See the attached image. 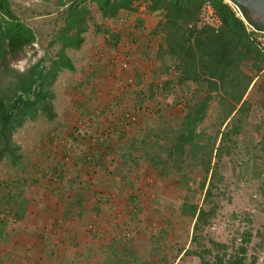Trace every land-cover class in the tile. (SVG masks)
Masks as SVG:
<instances>
[{"label":"trees","instance_id":"trees-1","mask_svg":"<svg viewBox=\"0 0 264 264\" xmlns=\"http://www.w3.org/2000/svg\"><path fill=\"white\" fill-rule=\"evenodd\" d=\"M42 1L47 4L52 0ZM55 1V6L30 7L29 11L19 14L20 18L12 0H0V162L5 160L11 167L22 162L21 147L13 140V133L26 121L39 114L50 121L56 117L53 86L62 71H74L65 51L79 49L84 42V34L93 20L90 5H94L99 17L109 24L137 13L140 8L144 16L159 13L160 19L151 32L158 36L159 43L155 50L150 49L154 53L148 52L146 59L168 71L172 68L175 80H166L160 86L152 82L147 88L149 94H143L144 90L140 89L137 98L140 102L144 95L148 100L157 95L168 98L171 92L178 90L180 95L176 98L182 102V110L173 114V119L162 121V127L156 130L152 140L134 139L114 150L120 151L115 162L121 166L128 162L140 165L142 160L157 178L169 175L175 178L178 188L184 191L180 214L192 224L190 242L187 248L178 249L166 244L160 234L149 236L148 244L132 238H116L108 248L115 264H156L157 261L164 264L175 261L177 264H264V226L256 231L258 242L249 248L253 239L250 230L240 234V242L232 237L224 243L214 239L216 230L210 227L225 196L222 182L227 172L223 171V164L234 163L237 136L246 128L253 110V99L249 95L264 86V41L255 40V35L246 30L244 22L235 17L224 0ZM206 7L218 21L217 26L202 21L201 14ZM52 10L56 11L52 24L64 38L62 45L51 51L48 60L40 59L25 73L6 67L9 57L37 41L36 31L27 20L52 16ZM137 21L141 25L144 17L138 16ZM95 26L97 32L105 35V43L112 49L117 48L121 32L111 31L108 25ZM141 81L138 78L136 85ZM214 102L213 118L209 110ZM158 105L157 115L162 111L160 100ZM207 119L211 121L209 131L203 128ZM76 135L78 141L83 137L78 131ZM149 136L151 134L147 138ZM105 143L97 142V145L106 146ZM82 156L84 161V154ZM55 173L60 177L57 170ZM22 184L18 179L3 184L6 187L0 185V212L5 210L8 216L14 213V217L23 215L25 206L18 188ZM9 200L15 209L8 208ZM74 203L82 206V197ZM85 212L80 208L77 215ZM136 212L130 215L137 216ZM143 245L149 246V250ZM139 252H145L144 258L136 257ZM259 252L263 253L262 258Z\"/></svg>","mask_w":264,"mask_h":264},{"label":"rangeland","instance_id":"rangeland-1","mask_svg":"<svg viewBox=\"0 0 264 264\" xmlns=\"http://www.w3.org/2000/svg\"><path fill=\"white\" fill-rule=\"evenodd\" d=\"M40 6L42 5L37 7ZM89 8L93 20L89 23V30L84 34V48L88 50L85 58L82 59L84 63L81 66L77 62L71 73L65 72L64 76L59 74L53 86V106L57 112V119L55 117L50 121L39 114L33 120L26 121L13 133V140L21 147L20 152H27V149H31L30 145L37 144L34 148H38L40 145H45L48 140L54 141L52 143L60 155L66 159L63 161L61 158L68 169L61 168L60 177L56 173L50 177H48L49 173H44L46 178L48 177V183L51 182L48 184L50 186L64 180L62 185L72 189L80 188L82 182L91 181L87 179L88 177H98L95 170L101 173L100 168L107 177L110 169L106 162L110 159L108 156L97 155V153L109 151L108 145L112 138H115V143L123 140V145L134 139L152 140L156 130L162 127V121L172 118L173 114L182 110V102L179 103L176 98L180 95L178 90L171 92L168 98L157 95L148 100V96L144 95L141 102L137 98L140 89L144 92L146 90L143 94H149L147 88L152 82L160 86L166 80H175L172 68L168 71L161 65L155 66L146 59L147 53L153 54L159 43L158 36L151 34L153 27L160 19L159 13L144 16L145 12L142 11L143 8H140L137 13L123 16L121 21L109 24V21L99 17L94 5H90ZM13 9L18 15L22 12L16 7ZM50 12H53L52 16L36 17L38 21L36 18L27 20V24L36 31V44L42 52L41 57L46 60L50 58L51 51L57 50L56 48H59L64 40L52 24L56 11ZM141 15L144 21L139 25L137 17ZM19 16L21 18V15ZM201 18L204 23L216 24L214 16L207 8L202 12ZM95 24L108 25L111 31L121 32L117 48L112 49L105 43V35L96 31ZM49 44L52 46L50 49ZM151 48L154 50L150 51ZM81 49H83L82 46ZM28 53L26 57V54L23 56L20 54L17 59L6 62V67H13L22 73L27 72L30 65L39 60L36 55L33 54V57L32 53L29 51ZM21 57H24V64L18 67L14 63ZM138 78L142 81L136 85ZM192 90L194 89L190 91ZM150 92L154 93L155 90ZM260 95H264V86L260 91L251 92L249 95L250 99H253V110L247 120L246 128L237 136V145L233 151L234 163L231 166L227 161L223 164V171L227 172L222 182L225 196L221 200L215 223L210 226L212 231L216 230L214 239L224 243L232 237H237V242H240V234L250 230L253 239L248 248L254 247L258 242L256 231L264 226V196L261 193H264L262 186L264 183V96ZM159 100L162 103V111L157 115ZM215 105L216 102L209 110L213 118ZM132 114L135 120L127 124L125 116ZM64 115L74 122L71 137L65 133V122L62 121L63 124H59V116L63 118ZM210 122V119H207L203 124L206 131H209ZM77 131L83 136L80 141H78L79 136L75 137ZM148 134H151L150 138H147ZM100 138L102 141H98ZM93 140L101 143L105 141L107 145H97V142ZM119 148L123 147H117ZM82 154L85 156V162ZM257 156L262 157L257 158ZM97 163L98 165L95 166ZM23 164L22 160L17 167H11L5 160L0 162V185H8L25 175L27 177L34 175L35 171L31 172L30 168H23L25 166ZM139 164L134 165L128 162L122 167L123 176L120 180L118 177H113L105 184L108 188H112V192L103 191L98 194L94 192L89 196L91 203L88 207L96 204L99 209V215L96 214L94 218L84 217L86 220L84 224L88 231H92L96 226L94 239L97 247L93 251V258L97 264H115L114 256L108 246L116 238H132L139 243L148 244L149 236L158 237L161 234L168 245L178 249L188 247L192 224H189L180 214L184 191L178 188L173 176L157 178L146 169L145 161L141 160ZM79 168L84 169L85 174L84 172L80 174ZM54 177L57 178V182L53 181ZM106 177L103 175L100 179L107 182ZM41 180L42 177L35 175L30 184L21 180L23 184L18 188L22 191L23 207L27 206V198L31 200L34 195L33 190L38 191V186L41 187L39 184L42 183ZM101 190L103 189H98V191ZM8 204V208L15 209L12 202ZM135 211L137 216L130 215V212ZM0 216L5 218L8 212L1 210ZM89 225L92 229H88ZM142 247L147 250L150 248L145 245ZM144 254L145 252L143 254L139 252L136 257L142 259ZM248 254L251 255L252 250L249 249ZM258 255L262 258L263 253L259 252ZM156 264L164 263L157 261ZM174 264H177V261Z\"/></svg>","mask_w":264,"mask_h":264},{"label":"crops","instance_id":"crops-1","mask_svg":"<svg viewBox=\"0 0 264 264\" xmlns=\"http://www.w3.org/2000/svg\"><path fill=\"white\" fill-rule=\"evenodd\" d=\"M12 3L17 5V8L22 11H29L30 7L33 9L42 7H37L38 5L55 6L56 1L52 0L45 4L42 0H12ZM28 20L30 21L31 19ZM84 45L85 39L81 45L83 49L80 46L79 49H66L65 51L75 67L77 62L81 66L84 63L82 59L85 58L86 51H88L84 48ZM28 51L32 53V56L33 54L36 55L39 60L43 59L40 55L42 52L35 43L23 52L9 57L7 62L17 59L20 54L21 56L26 54V57L29 54ZM23 61L24 57H21L14 64L21 67ZM11 68L14 69L13 67ZM65 72L71 73L64 70L60 75H66ZM58 120L59 124L65 122V133L71 137V128L74 122L66 115L63 118L59 116ZM75 137L78 138L77 135ZM114 139L112 138L109 142V151L104 150L101 153H97V155L108 156L110 159L106 162V165L110 169L108 176L106 177L103 169L100 168L101 173H99V170H95L98 177H88L87 179L91 181L85 180L86 182H82L80 188L74 189L62 185L64 184V180H61L57 185H48L51 182L49 181L48 183L47 178L54 174L55 170L59 173L58 169H68L63 164V161L66 159L56 150V147L52 143L54 141L48 140L46 144L43 143L45 145H40L38 148H34L37 144L30 145L31 149H27V152H21L24 156L22 160L25 166L23 168H30L31 172L35 171L34 175L36 177H42V183H39L41 187L38 186V191L33 190L34 195L31 197V200L27 198V206L22 216L14 217L13 213L11 216L0 218V264H97L93 258V251L97 247L96 240L94 239L96 226L92 231H88L84 224L86 222L84 217L94 218L96 214L99 215L97 206L88 207L91 203L89 196L93 195L94 192L97 194L99 192L103 193V191L105 193L112 192V188H108L105 184L113 177H118L120 180L123 176V166H118L115 162L120 155V151H114L118 150L117 147H124L122 144L123 140L115 143ZM104 169L106 168L104 167ZM79 170L81 171L80 174L84 172V169L79 168ZM44 173H49L50 175L46 178ZM34 175H30V177L25 175L23 176L24 179L22 177L20 179L30 184ZM103 175L106 177L107 182L100 179ZM97 188H102L103 190L98 191ZM78 197H82V206L74 203V200ZM80 208L86 210L81 216L77 215ZM99 222L101 223L100 220Z\"/></svg>","mask_w":264,"mask_h":264},{"label":"water","instance_id":"water-1","mask_svg":"<svg viewBox=\"0 0 264 264\" xmlns=\"http://www.w3.org/2000/svg\"><path fill=\"white\" fill-rule=\"evenodd\" d=\"M233 2L243 19L255 30L264 31V0H225Z\"/></svg>","mask_w":264,"mask_h":264},{"label":"built area","instance_id":"built-area-1","mask_svg":"<svg viewBox=\"0 0 264 264\" xmlns=\"http://www.w3.org/2000/svg\"><path fill=\"white\" fill-rule=\"evenodd\" d=\"M65 1H70V0H65ZM225 1V0H224ZM228 5H229V7H230V9L232 10V12L234 13V15H235V17H237V18H240L243 22H244V24H245V26H246V30L248 31V32H250V33H253L254 35H255V40L256 41H260V42H263L264 41V38H262V36H264V31H258V30H255V29H253L244 19H243V16H242V14H241V12H240V10H239V8L233 3V2H231V1H225ZM208 10H209V12H210V14L211 15H213L212 14V12H211V10H210V8L209 7H206ZM215 18V17H214ZM215 23L216 24H213V26H217L218 25V21L216 20V18H215ZM135 120V116H133V114L132 115H126L125 116V121L127 122V123H129V122H133ZM98 141H102V138H100V139H98ZM98 141H96V140H93V142H98ZM53 181L54 182H57V178L56 177H54L53 178ZM242 184H244L243 182H242ZM255 197V196H254ZM88 229H92V226L91 225H89L88 226Z\"/></svg>","mask_w":264,"mask_h":264}]
</instances>
